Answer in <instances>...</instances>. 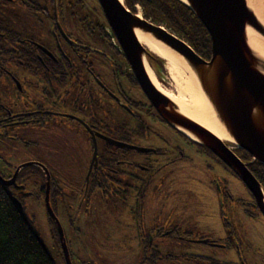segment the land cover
I'll list each match as a JSON object with an SVG mask.
<instances>
[{"label":"rangeland","instance_id":"rangeland-1","mask_svg":"<svg viewBox=\"0 0 264 264\" xmlns=\"http://www.w3.org/2000/svg\"><path fill=\"white\" fill-rule=\"evenodd\" d=\"M30 1L43 7L50 5V0ZM4 3L0 5L2 25L22 37H30L31 29L40 42L50 43L45 34L46 16L40 10H32V14L20 4ZM136 9L141 15L140 8ZM77 34L123 64L114 48L105 45L99 35L93 40L86 29L78 30ZM5 62L6 69L0 76V115L7 110L15 113L30 109V73L17 63ZM93 63L95 70L108 82V63L96 60ZM158 74L161 78L153 74L158 84L175 93L165 67ZM87 105L90 109V104ZM63 107L69 108L68 105ZM92 107L97 120L109 121L105 105L94 104ZM74 123L66 129L51 124L0 127V175L6 179L18 165L33 162L25 166L17 178L29 192L23 197V213L32 220L33 230L54 264H64V259L47 219L41 189L45 184L43 169L52 180L49 201L62 227L72 264H207L198 258L199 255L220 264H227L226 261L230 264H264V216L253 196L230 168H224L210 155L198 154L196 142L162 124H153L159 135L151 133L144 143L160 146L163 154L159 161H165L169 156L174 161L159 170L144 196L131 194L120 201L102 197L97 190L88 189L83 194L91 146L87 134ZM228 143L232 149L236 147L234 143ZM129 157L142 159L133 153ZM158 227L177 230L176 236L166 235L160 237L164 241H158L159 254L170 255L154 261L145 260L141 238ZM201 238L227 246L193 241Z\"/></svg>","mask_w":264,"mask_h":264},{"label":"flooded vegetation","instance_id":"flooded-vegetation-1","mask_svg":"<svg viewBox=\"0 0 264 264\" xmlns=\"http://www.w3.org/2000/svg\"><path fill=\"white\" fill-rule=\"evenodd\" d=\"M89 1L50 0V5L43 7L30 0H0V5H4V2L20 4L30 9L32 14H34L32 10H40L46 16L45 34L50 40L48 45L40 42L31 29L30 37H22L0 23V76L6 69L5 61L17 63L30 73V109L15 113L7 110L0 115V127L13 124H32L44 127L51 124L57 128L66 129L68 125L75 122V126L87 134L91 156L92 136L96 142V160L91 165L86 184L85 176L90 161L88 163L84 176L83 194L87 193L88 189L97 190L102 197L124 201L131 194L137 197L144 196L147 187L152 184L159 170L167 163L174 161L171 156L165 161H159L158 158L163 154L160 146L144 143L151 133L159 135L152 125L159 123L185 136L159 115L154 103L167 109H173V106L155 93L146 79L139 78V73L133 70L108 25L98 0ZM122 3L124 5V0ZM137 7L141 12V7L135 3L134 8ZM132 13H138L137 9ZM80 29H86L93 40H97L96 36L99 35L98 38L105 45L109 44L114 48L123 64L117 63L102 48L87 43L88 40L80 39L77 34ZM19 45L23 47L22 50ZM20 54L27 59L26 63L20 60ZM143 58L154 76L159 77L154 58L147 54ZM93 60L108 63L110 67L106 74L108 82L95 70ZM18 82L17 87L20 89ZM94 104L107 107V114L110 118L107 123L95 118L92 110ZM65 105L69 108L64 109ZM226 144L231 148L228 142ZM201 146L196 147L198 154L213 155V158L218 159L206 147ZM137 148H148L150 151L140 152ZM236 148H231V150L234 152ZM132 153L141 156L142 159H131L129 154ZM23 168L25 167L18 169L14 183L8 186L14 199L18 200L21 205L23 197L29 194L17 179ZM51 183L49 176V190ZM219 194L221 196V193ZM50 206L55 214L53 206L51 204ZM47 219L51 227L56 230L55 223L48 214ZM176 232L177 230L173 228L158 227L151 229L148 234H143L141 240L144 259L154 261L161 256H169L170 253L159 254L158 241H164L160 237L166 235L176 236ZM193 241H205V243L219 247L227 246L225 243L205 238ZM58 245L60 247L59 239ZM198 258L204 261L208 257L199 255ZM240 259L242 262L245 260L243 255ZM226 263L230 264L228 261Z\"/></svg>","mask_w":264,"mask_h":264},{"label":"water","instance_id":"water-1","mask_svg":"<svg viewBox=\"0 0 264 264\" xmlns=\"http://www.w3.org/2000/svg\"><path fill=\"white\" fill-rule=\"evenodd\" d=\"M181 1L191 9L209 35L208 59L201 57L186 42L163 26L127 10L122 1L98 0L106 21L133 70L139 73V78L149 82L155 93L173 106V109H167L153 102L162 119L186 137L188 136L178 128L191 133L194 139L188 138L206 147L230 168L253 196L256 206L264 216V193L259 182L248 169V163L243 162L231 150L226 144L229 141L219 139L192 119L180 114L173 102L154 87L146 74L143 61L145 54L154 52L141 44L134 33V29H139L149 34L180 55L190 65L202 92L225 131L232 138L231 143L247 152L252 160L264 164V59L256 56L247 47L245 35V28L249 26L264 37V27L249 9L246 0ZM92 145L93 152L85 176L86 184L91 165L96 160V142L93 136ZM137 149L140 152L150 151L148 148ZM30 164L33 162L18 165L9 179H4L0 175V182L10 186L14 183L18 169ZM43 170L46 211L55 223L64 263L72 264L62 227L49 203V175L46 169ZM16 202L22 206L18 200ZM41 245L48 253L42 242ZM49 257L52 260L50 255Z\"/></svg>","mask_w":264,"mask_h":264},{"label":"trees","instance_id":"trees-1","mask_svg":"<svg viewBox=\"0 0 264 264\" xmlns=\"http://www.w3.org/2000/svg\"><path fill=\"white\" fill-rule=\"evenodd\" d=\"M135 3L141 7V16L144 19L163 26L170 33L186 42L201 57L205 59L209 58V35L195 14L184 2L181 0H124V5L132 12H136L134 8ZM19 48L22 50L23 47L19 45ZM149 55L154 58L157 64V73L163 71V59L151 52H149ZM23 56L19 55L20 60L26 63L27 59ZM186 138L193 141L188 137ZM197 145L201 146L199 143ZM234 152L242 161L248 163V169L259 182L264 193V164L252 160L251 156L240 148H236ZM216 160L227 169L221 161ZM44 188L45 186L41 187L42 190ZM52 232L58 243L55 228H52ZM204 261L207 264H219L213 259L207 258ZM0 264H54L42 247L38 235L33 230L32 220L25 216L23 207L17 204L9 187L3 185L1 182Z\"/></svg>","mask_w":264,"mask_h":264},{"label":"bare ground","instance_id":"bare-ground-1","mask_svg":"<svg viewBox=\"0 0 264 264\" xmlns=\"http://www.w3.org/2000/svg\"><path fill=\"white\" fill-rule=\"evenodd\" d=\"M122 1V0H120ZM250 10L264 27V0H246ZM138 41L163 59L165 70L174 84L175 93L162 88L154 78L151 69L144 63L146 74L154 87L169 98L177 111L209 130L221 140L233 142L219 121L207 97L202 92L196 75L190 65L176 52L172 51L149 34L134 29ZM247 47L258 57L264 59V38L251 27L245 28ZM188 137L194 136L178 128Z\"/></svg>","mask_w":264,"mask_h":264}]
</instances>
